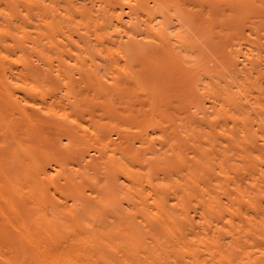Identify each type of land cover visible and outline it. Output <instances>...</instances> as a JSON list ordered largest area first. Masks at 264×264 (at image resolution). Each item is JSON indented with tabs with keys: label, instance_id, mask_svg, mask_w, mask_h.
<instances>
[{
	"label": "bare ground",
	"instance_id": "1",
	"mask_svg": "<svg viewBox=\"0 0 264 264\" xmlns=\"http://www.w3.org/2000/svg\"><path fill=\"white\" fill-rule=\"evenodd\" d=\"M0 264H264V0H0Z\"/></svg>",
	"mask_w": 264,
	"mask_h": 264
},
{
	"label": "rangeland",
	"instance_id": "2",
	"mask_svg": "<svg viewBox=\"0 0 264 264\" xmlns=\"http://www.w3.org/2000/svg\"><path fill=\"white\" fill-rule=\"evenodd\" d=\"M192 1V0H191ZM194 5V4H193ZM195 7H197V5H195Z\"/></svg>",
	"mask_w": 264,
	"mask_h": 264
}]
</instances>
